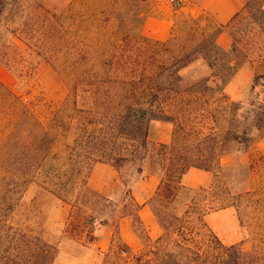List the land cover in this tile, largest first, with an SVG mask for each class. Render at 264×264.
Masks as SVG:
<instances>
[{"label":"trees","instance_id":"trees-1","mask_svg":"<svg viewBox=\"0 0 264 264\" xmlns=\"http://www.w3.org/2000/svg\"><path fill=\"white\" fill-rule=\"evenodd\" d=\"M100 1L114 6L100 17L119 27L106 39V52L110 56L108 64L115 73H121L109 82L129 89L121 102L123 109L113 114L61 108L47 125L27 110L19 112L14 131L2 147L5 185L0 189L1 204H6L11 195L17 204L28 185L40 178L44 190L47 191L45 185L58 188L57 192H48L65 202L72 203L70 196H74V203L80 199L85 203L87 198L107 203L111 212L100 225L108 226L113 220L114 238L107 253L110 260L104 264H264V184L245 191L232 188V183L222 178L225 168L221 165L223 157L247 153L264 139V52L254 79V90L260 89L254 100L245 106L232 101L225 92L238 70L251 60L249 53H239L242 39L233 29L247 12L253 19L261 18L259 28L264 35V7H254L246 1L240 13L215 30H212L214 25L186 17L184 36L173 34L167 41H158L144 33L146 0ZM188 1L201 5L204 0ZM3 4L4 0H0V7ZM226 29L233 39L230 50L218 43V37ZM89 56L90 52L85 58ZM197 61L207 64L211 73L184 86L183 72ZM71 67L73 62L68 64ZM90 78L82 82L97 88V84L89 82ZM213 105L222 108L223 122H219L215 112L206 109ZM171 108H182V118L168 116ZM195 108H202L203 113L194 116ZM153 120L174 124L171 144L148 139ZM97 163L110 164L118 171L124 166L133 167L136 178L123 177L128 192L122 204L88 186V178ZM45 166L47 169L43 170ZM191 168L210 172L212 184L191 189L195 196L185 204L181 214L169 211ZM12 169L15 186L10 191L7 175ZM153 173L161 176L159 189L150 200L163 231L156 241L146 235L138 217L139 205L130 189L134 181ZM201 195L202 201L197 200ZM227 208L236 210L241 227L253 226L258 221L256 214H263V220L258 221L263 232L262 246L257 244L245 251L243 241L228 246L220 240L206 222V216ZM124 217L133 218L134 229L143 244L138 254L132 253L119 236L118 223ZM90 236H94L93 231ZM26 237L21 235L11 241L4 254H0V264L54 263L58 255L56 246L38 236L29 237L28 241ZM24 244L29 248L26 255H23Z\"/></svg>","mask_w":264,"mask_h":264},{"label":"rangeland","instance_id":"rangeland-1","mask_svg":"<svg viewBox=\"0 0 264 264\" xmlns=\"http://www.w3.org/2000/svg\"><path fill=\"white\" fill-rule=\"evenodd\" d=\"M246 1L251 6L264 7V0ZM153 3L154 0H146L143 5L145 20ZM175 5L180 8L182 1H175ZM113 9V5L108 6L100 0H4L0 7V68L15 79V94L8 93L6 87L0 86V189L5 185L1 164L3 143L14 131L15 120L22 110H27L47 125L53 119V114L61 108H67L68 111L73 108L94 109L113 114L123 109L121 102L129 89L123 84L109 82L116 76H121V73H115L108 64L110 56L106 52V39L110 32L119 27L118 24L108 22L105 17H100ZM184 18L185 15L177 17L175 36L185 35ZM260 20L259 17L251 18L245 12L233 29L238 38L242 39L239 53H249L251 60L240 68L241 76L230 87L228 96L232 101L245 106L254 100L260 90L253 88L260 67V57L264 52ZM212 27V30L216 29V26ZM88 47L94 49L88 50ZM89 52V59L85 58ZM69 62H73V67L68 68ZM210 73L207 64L197 61L183 72V84L188 86ZM88 76L91 77L89 82L97 84V88H93L91 84L84 85L82 79ZM94 90L97 91V96H94ZM99 95L104 98L99 99ZM201 109L195 108L194 116H200L203 113ZM206 109L215 112L219 122H223L222 108L213 105ZM171 115L177 119L182 118V108H171L168 116ZM243 154L246 157L242 163L225 166V171L222 172V178L232 183L230 187H236L239 191L258 188L264 184V157L258 144L247 153H241ZM46 169L47 166L43 170ZM132 169L131 166H124L120 173L127 180H133L136 175ZM7 176L9 190L12 191L15 186L14 170ZM45 186L47 191L42 188V179H37L28 185L17 204L12 195L6 204L0 202V254H4L11 241L21 235L27 236L26 240L38 236L56 246L58 252L62 244L91 245L95 241V236H90L94 229L86 221L95 219L104 222L109 218L111 207L107 203H98L94 198H87L85 203L82 199L74 203V196H70L72 203H68L48 192H57L58 188ZM212 193L213 191L210 195ZM194 196L193 190L181 186L169 211L181 214L185 204ZM196 198L202 201L203 195ZM203 205L202 203L201 206ZM233 211V216L212 219V223H208L220 240L227 245L232 244L231 240H227V235L238 229L245 251L252 250L257 244L262 246L260 240L263 232L258 221L263 220V214H256L258 221L253 226L241 227L237 212L235 209ZM222 222L226 224L219 229ZM109 223L108 227L113 228L114 221ZM23 247V255H26L29 248L26 244ZM109 260L105 253L101 256L100 264Z\"/></svg>","mask_w":264,"mask_h":264},{"label":"crops","instance_id":"crops-1","mask_svg":"<svg viewBox=\"0 0 264 264\" xmlns=\"http://www.w3.org/2000/svg\"><path fill=\"white\" fill-rule=\"evenodd\" d=\"M175 1H182L180 8L176 7ZM246 4V0H204L201 5H192L188 0H154L150 13L144 22L146 36L158 40L167 41L174 34L176 19L179 15L200 20L203 24L209 23L214 26H226L232 18L240 13ZM219 45L225 49L232 48L233 39L228 30H224L218 37ZM238 70L231 82L225 88L227 95L241 76ZM0 86L15 94V79L0 68ZM174 135V124L167 121L153 120L150 123L148 139L158 144H171ZM259 151L264 157V139L258 144ZM245 155L236 154L221 159L222 167L236 165L245 160ZM213 176L198 168H191L182 180V185L187 189L208 187L212 184ZM161 184V176L153 173L144 176L132 183L131 195L139 205L138 217L146 235L151 241H156L162 236V228L158 223L151 207L150 200L157 193ZM88 186L95 192L107 199L122 204L126 199L128 187L120 171L110 164L97 163L94 165L88 178ZM234 208H227L206 216V222L212 223V219L233 216ZM69 215V212H68ZM67 215V217H68ZM222 222L218 227H224ZM118 232L121 240L134 254H138L143 244L134 229L132 217H124L118 223ZM95 241L90 245H60L59 252L53 264H100L101 256L108 253L112 248L114 229L108 226H97L94 230ZM233 243L242 242L238 229L227 235V240ZM234 240V241H233ZM224 243V241L221 239ZM225 244V243H224ZM227 245V244H225ZM228 245V246H230Z\"/></svg>","mask_w":264,"mask_h":264},{"label":"built area","instance_id":"built-area-1","mask_svg":"<svg viewBox=\"0 0 264 264\" xmlns=\"http://www.w3.org/2000/svg\"><path fill=\"white\" fill-rule=\"evenodd\" d=\"M100 225V222L99 221H97V220H93V221H90V227H92L94 230H95V228H97V226H99Z\"/></svg>","mask_w":264,"mask_h":264}]
</instances>
